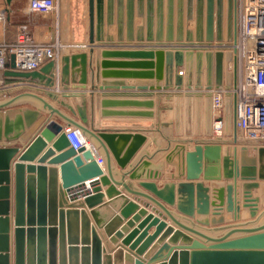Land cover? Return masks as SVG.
<instances>
[{
    "label": "water",
    "instance_id": "95a60500",
    "mask_svg": "<svg viewBox=\"0 0 264 264\" xmlns=\"http://www.w3.org/2000/svg\"><path fill=\"white\" fill-rule=\"evenodd\" d=\"M233 7L234 0H88L89 43L115 38L121 41L183 44L140 49H96L92 79L101 89L110 85L124 87V81L118 78L125 77L137 78L139 81H135V86L139 89H170L172 86L181 89L185 85L187 88L194 86L208 90L221 84L230 88L233 76L227 63L232 59V53L191 47V44L231 40ZM135 16L142 19L136 26ZM191 22L193 27L189 25ZM114 23L115 36L107 31ZM93 51L89 49L90 54ZM108 57L119 59L106 60ZM59 64L58 77L62 89H66L69 83L85 89L87 53L62 54ZM53 65L54 62L49 61L39 70L14 71V55L11 54L8 69L3 74L7 82L26 78L52 86L53 79L46 75L50 74ZM179 66L183 69L178 71ZM108 77L116 79L107 80ZM45 94L71 113H77L79 120L29 91L0 101V264H264V221L260 222L264 209L258 213L259 196L253 195V190L264 181V142L237 136L229 92L224 97L223 135L230 137L227 140L232 144L230 148L226 147L221 154L218 141L223 140L211 138L206 139L204 144L195 141L193 150H186L183 142L175 139L163 160L154 163L148 156L139 158L138 163L128 171L130 179L159 178L168 164L172 165V170L165 173L166 178L180 179L185 176V180L165 181L160 187L152 181H138L139 186L155 197L138 191L126 182L116 181L123 184L128 192L147 197L162 207L176 226L167 225L165 221L147 214L146 219L126 235L122 233L137 218L127 219L136 208L134 201L121 195L111 185L106 194L115 198L105 202L98 183L100 181L105 185L111 182L110 153L119 167L124 168L144 142L145 135L138 130L108 131L94 128V125L115 123L154 127L155 123L150 119L110 121L99 118L111 114L150 118L153 116L151 110L109 111L105 107L127 104L152 108L155 100L165 99L173 100V111L172 119L160 123L162 127L173 125L175 135L209 136L212 134L210 93L195 92L184 96L176 93L166 94L165 97L159 94L155 95L154 101H111L96 94L92 99L90 122L85 114L83 99L74 109L63 99L69 94L61 93V99L52 91ZM25 95L40 100L42 109L12 106L18 97ZM140 95L151 96L150 93ZM61 123L79 128L88 138L90 147H71ZM46 142L50 144L46 146ZM95 143L105 153L106 175H103L91 149L96 152ZM62 149L65 150L51 161L60 162L58 166L42 164L55 150ZM249 149L253 153H249ZM41 150L43 152L36 163H25V160H33ZM16 154L18 160L13 161ZM201 174L205 179L222 177L234 181L206 186L201 181H193ZM96 176H100L99 179L86 182ZM236 178L241 182L237 183ZM74 196H82L83 199L69 203L67 198ZM155 198L175 206L177 212L187 217H194L195 222L187 224L179 220ZM82 204L89 209L88 213L85 209H77L83 208ZM110 205L117 206V213L106 216L103 210L106 211ZM223 206L226 214L222 212ZM240 206L248 208L252 220L234 222L239 218ZM140 212L145 211L141 209ZM123 219L125 224L121 222ZM149 221V225L155 224L156 229L147 236L148 227L145 225ZM139 228L144 229L140 231ZM221 230L225 231L218 236L206 232ZM157 236V241L144 253ZM118 238H121L120 243L113 245ZM164 250L165 257L156 261ZM145 258L150 259L145 262Z\"/></svg>",
    "mask_w": 264,
    "mask_h": 264
},
{
    "label": "crops",
    "instance_id": "0c3cea01",
    "mask_svg": "<svg viewBox=\"0 0 264 264\" xmlns=\"http://www.w3.org/2000/svg\"><path fill=\"white\" fill-rule=\"evenodd\" d=\"M13 2V0H11ZM26 0V5L24 6V8L21 10L22 12L26 13L29 17L27 18V21H25L24 25H26L29 30L33 33V35L35 36L36 39L38 40H43V41H55L57 43H59L60 47H61V54H65V53H71V52H85L87 53V83H86V87L85 89L80 88L79 86H77V84H73V83H69L68 87L66 89H62V85L59 81V77L58 75H56V68H57V63L54 62L53 67L50 69V74L46 75L47 77H51L54 81V84L52 86H44L41 83L37 82L36 80H27L26 78L23 79H19L17 80V82H15V84H13V88L14 91H12L11 96L17 95L18 93L24 92V91H29V92H33V93H37L38 95L42 96L45 100H47L49 103H51L53 106L61 109L63 112H65L66 114H68L69 116L79 120V116L77 113H71L68 109H66L65 107L60 106L56 101L52 100L51 98H49L45 93L47 91H52L54 92L58 98H63L61 97V93H66L69 94V96L67 98H63L66 101H68V103H70L73 108L75 109V105L80 104L82 99L84 102V110H85V114L87 117L88 122L91 121L92 119V99L95 97L96 94L100 95V98L104 97L106 99H109L111 101H130V100H138V101H142V100H153L154 101V97L155 95H159V94H163L164 97L166 96V94H176V93H181V95L183 94V96L185 94H194L195 92H200L202 94H204L203 88H195L194 86H191V88H187L185 85H183V87L181 89H176L174 86H172L170 89H163V88H145V89H139L135 86V81H139L137 80V78L134 77H125V78H118V79H122L124 81V87L122 86H116V85H110L107 87H104L103 89H101L100 87H98V84H95L94 79H92V75L94 73V60H95V50L96 49H108V50H119V49H140V48H147V47H170V46H179V44H172V43H166V44H156L151 43V42H146V41H137V40H132V41H126V40H116L115 38H113V40H101V41H94L93 43H89L88 42V27L84 28V33L81 37H76L75 36V32L74 29L71 26V20L69 19V6H68V1L65 3V7L63 8L62 3L59 2V5L57 7V9L53 12H50L48 14H39V13H35L29 10L28 8V4H27ZM11 4V2H10ZM10 6V5H9ZM12 11H10V15H9V20L8 22L3 25L0 23V40H12L15 32H16V28L17 26H19L20 24L18 23H14L11 15H12ZM34 15H49L50 17L53 16V18L55 19V22H53V19L51 20L50 23L48 24H37L35 22V20L32 18L34 17ZM142 22V19L138 16H135L134 18V25H139ZM189 25L191 27H193V23H189ZM108 33L115 36L116 33V24H112L109 26L108 28ZM124 33V32H123ZM89 49H93V53L90 54L89 53ZM101 59V57H100ZM106 60H116L119 58H115V57H108L105 58ZM121 59V58H120ZM58 67H60V64L58 65ZM40 68L36 69L39 70ZM112 69H116V68H112ZM183 66H179L178 67V71L182 70ZM52 74V75H51ZM16 77H14L15 79ZM102 79V78H100ZM107 80H114L116 78L114 77H108L106 78ZM144 81V80H141ZM147 81V80H145ZM154 81V79H153ZM160 83L162 84L163 81L161 80ZM74 85V86H73ZM73 86V87H72ZM143 93H150L151 96H143L140 94ZM74 94V95H73ZM104 94V95H103ZM11 96H5L3 94L0 95V101L11 97ZM172 104H173V100H155L154 101V105L152 108H144V107H140V106H130V105H109L107 107H105V109L109 110V111H134V110H151L153 111V116L148 118V117H143V116H129V115H107L106 117H101L99 119H108L110 121H138V120H147L150 119L152 121H154L155 126L154 127H135V126H131V125H120V124H115V123H109V125L106 126H95L94 128H99V129H105V130H129L131 132H133L134 130H138L140 131L142 134L145 135V140L144 142L141 144V146L138 148V150L133 154V156H131V158L129 159L128 163L125 165L124 168L119 167V165L115 162L114 158L112 157L111 153H110V157H111V182L110 184H102L100 181L98 183V185L101 188V192L104 193L105 195V202H109L111 199L115 198V196H112L111 198H109V196L106 194V189L109 186H113V188L116 191H119L121 193V195L126 196L127 199H130L132 201H134L136 208L134 210H132L128 216L127 219L130 220L132 217L137 216V218H135L132 221V224L127 226V231L123 232L122 235H126L127 232L133 230L134 228H136L144 219H146L147 214L152 215L153 217H156L157 219H159L160 221H165V223L167 225H172V221L169 219V215L164 211V209H162V207H160L159 205H156V203H154L152 200H150L147 197L144 196H139V195H134L130 192H128L126 189L123 188V184H118L117 182H126L127 184H129V186L131 185L133 188L137 189L138 191H142L143 193H146L148 195L153 196L149 191L145 190L144 188H142L141 186L138 185V181H152L156 184L157 187H160L162 185L163 182L165 181H172V182H177L180 180H185V176L179 178H172V179H168L165 177V173H168L172 170V165L168 164L164 166L163 169V174L161 175V177L159 178H154V179H147V180H139V179H130L128 177V171L131 170V168H133L137 163L139 158L141 157H147L150 158L151 161H153L154 163L157 161H161L163 160V156L165 155V153H167V150L173 145L174 140L175 139H179L183 142V144L186 147V150H193V145L196 142H199L201 144L205 143L206 139H221L223 141H218L220 142L219 144L221 145V154L225 151L226 147H231V143H228L227 140L230 139L229 136H225L222 135L220 138L214 137L213 134L207 136L204 134H200V135H175L173 133V125L171 127H162L160 125L161 122L164 121H168L170 119H172ZM13 107H17V106H30L33 108H38V109H42V103L40 100L31 97L29 95H25V96H21L18 97L14 102H13ZM43 113H45L42 110ZM62 127H65L64 123H61ZM155 141H152V140ZM188 139H192V141H188ZM44 141V140H43ZM50 143L46 142V146H48ZM45 146V147H46ZM89 146V145H88ZM45 147L43 148V150L45 149ZM95 148H96V152L93 151L94 156L98 157L101 159V163L99 164L100 167L103 170V175L107 174V171L105 169V153L103 151V149L97 145V143H95ZM23 147H20V150H22ZM43 150H41L36 156H34L35 158L33 160H25L26 162L29 163H36V159L41 155V153L43 152ZM65 149L62 150H55V153L50 155L42 164L44 165H53V166H58L60 162H56L53 161L51 162L54 158H56L57 156H59ZM94 150V149H93ZM249 153H253V150L249 149ZM18 154H16L13 157V161L18 160V157H16ZM218 171L221 170V167L218 166ZM100 176H96L94 178H91L88 181H92V180H96L99 179ZM194 182L196 181H201L204 185L206 186H210V183H233V179H223L222 177L220 179H205L203 177V175L201 174L199 176V178L194 179ZM58 182L60 183V179L58 178ZM115 182V183H114ZM236 182L240 183L241 180H239V178H236ZM261 184V182H260ZM90 187V186H88ZM260 193H259V192ZM264 189L259 187L258 189H254L253 190V195H257L259 196V202H258V213L264 209ZM155 197V196H153ZM234 197V194H233ZM82 196H74L73 198H67V201L69 203H76V202H80L82 201ZM157 199V198H155ZM234 199V198H233ZM159 201V203H161L163 205V207H165L169 212H171V214H173V216H175L176 218H178L179 220L183 221V222H195V218L193 217H187L179 212L176 211L175 206H171L168 205L167 203L157 199ZM83 208L82 207H78L77 209H85V211L88 213L89 209L84 205ZM212 209V207H210ZM143 209L145 212L141 213L140 210ZM117 213V206L114 205H110L106 211L103 210V214L108 216V215H112L113 213ZM223 214H226L227 212L224 209H222ZM239 218L234 220V222L236 223H243V222H248L250 220H252V218L249 216L248 214V208L247 207H242L240 206L239 211ZM126 220H121V222L123 224H125L126 222H124ZM264 221V214L262 215L260 222ZM92 222V220H91ZM150 221L147 222V224L145 225L147 228V236L152 235L155 232L156 229V225L152 224L149 225ZM149 225V226H148ZM174 225V224H173ZM199 225V224H198ZM144 226V228H145ZM175 226V225H174ZM201 227H207L210 228L212 226H203V225H199ZM176 227V226H175ZM144 228H139L138 230L142 231ZM97 229V228H96ZM225 230H221V231H217V232H209L206 231L208 234H210L211 236H218L220 234H222ZM160 235V234H159ZM159 236H157V238H155V240H153L151 242V244L147 247V249L145 250L144 253H146L149 249V247L151 245H153ZM195 237V236H193ZM108 239V238H107ZM121 241V238H118L116 243H114L113 245H117L119 244ZM103 242V241H102ZM171 245V244H170ZM125 247V246H124ZM127 247V246H126ZM156 253V252H155ZM165 250L162 251V253L160 254L161 257L157 258L156 261L161 260L162 258L165 257ZM144 254H142L139 257H142ZM150 258H145L144 261L147 262V260H149Z\"/></svg>",
    "mask_w": 264,
    "mask_h": 264
},
{
    "label": "built area",
    "instance_id": "2783aa9c",
    "mask_svg": "<svg viewBox=\"0 0 264 264\" xmlns=\"http://www.w3.org/2000/svg\"><path fill=\"white\" fill-rule=\"evenodd\" d=\"M30 11L48 14L57 9L59 0H28ZM10 3L0 0V23L9 20ZM183 45V44H179ZM190 46V45H189ZM191 47H203L212 51H230L232 59L227 68L232 72L230 88L221 84L214 85L209 92L212 100V134L221 137L224 130V97L229 92L232 109L235 113L236 133L243 138L259 139L264 142V0H235L234 26L231 40L210 41L191 44ZM14 55V71H33L49 61L57 63L59 70L61 47L55 41H43L35 38L26 25L16 28L12 40H0V95L11 96L13 84L7 82L3 72L8 69L9 56ZM14 79V78H12ZM65 135L71 147L89 145L88 138L75 126H65ZM100 164L101 159L96 157Z\"/></svg>",
    "mask_w": 264,
    "mask_h": 264
},
{
    "label": "rangeland",
    "instance_id": "374dc122",
    "mask_svg": "<svg viewBox=\"0 0 264 264\" xmlns=\"http://www.w3.org/2000/svg\"><path fill=\"white\" fill-rule=\"evenodd\" d=\"M17 1V2H16ZM68 1L69 6V19L71 20V26L74 29V34L76 37H81L84 33V28H89V10H88V0H59L62 3L63 8L65 3ZM26 5V0H13L10 4V9L13 12L11 18L13 22L18 24H23L27 21L29 16L22 12L21 10ZM37 24H48L53 19L49 15H34L32 17Z\"/></svg>",
    "mask_w": 264,
    "mask_h": 264
},
{
    "label": "bare ground",
    "instance_id": "6f19581e",
    "mask_svg": "<svg viewBox=\"0 0 264 264\" xmlns=\"http://www.w3.org/2000/svg\"><path fill=\"white\" fill-rule=\"evenodd\" d=\"M234 1H235V0H234ZM16 2H17V1H16ZM233 26H234V7H233ZM36 94H37V93H36ZM236 134H237L238 137L243 138L239 132L236 133ZM88 147H90V145H89ZM91 149H92V151H94L93 148H91ZM259 187H261V188L264 189V181H261V184H260ZM258 192H259V191H258ZM259 193H260V192H259ZM262 193H263V191H262ZM263 194H264V193H263Z\"/></svg>",
    "mask_w": 264,
    "mask_h": 264
}]
</instances>
